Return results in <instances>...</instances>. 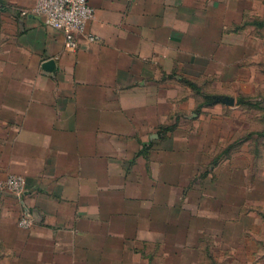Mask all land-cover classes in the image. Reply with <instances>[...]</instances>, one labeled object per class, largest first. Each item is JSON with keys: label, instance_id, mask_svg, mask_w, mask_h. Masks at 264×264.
Wrapping results in <instances>:
<instances>
[{"label": "rangeland", "instance_id": "374dc122", "mask_svg": "<svg viewBox=\"0 0 264 264\" xmlns=\"http://www.w3.org/2000/svg\"><path fill=\"white\" fill-rule=\"evenodd\" d=\"M182 12L184 65L116 161L130 184L121 213L73 246L54 229L33 245L26 181L13 189L7 174L0 264H264V0H184Z\"/></svg>", "mask_w": 264, "mask_h": 264}, {"label": "crops", "instance_id": "0c3cea01", "mask_svg": "<svg viewBox=\"0 0 264 264\" xmlns=\"http://www.w3.org/2000/svg\"><path fill=\"white\" fill-rule=\"evenodd\" d=\"M87 2L93 19L70 51L35 0H0V178H25L33 245L54 229L73 246L121 213L130 184L116 161L133 156L126 145L153 127L168 72L184 65V0Z\"/></svg>", "mask_w": 264, "mask_h": 264}, {"label": "built area", "instance_id": "2783aa9c", "mask_svg": "<svg viewBox=\"0 0 264 264\" xmlns=\"http://www.w3.org/2000/svg\"><path fill=\"white\" fill-rule=\"evenodd\" d=\"M32 13L41 17L46 26L62 31L66 48L74 50L77 48L76 35L85 33L93 19L94 9L87 0H35ZM86 38L91 42L97 41L93 35ZM24 182L22 176L10 175L3 184L21 190ZM3 184L0 183V186Z\"/></svg>", "mask_w": 264, "mask_h": 264}]
</instances>
